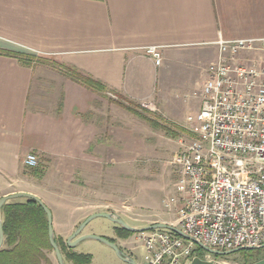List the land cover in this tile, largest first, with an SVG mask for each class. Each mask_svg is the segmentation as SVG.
Masks as SVG:
<instances>
[{
	"label": "crops",
	"instance_id": "crops-1",
	"mask_svg": "<svg viewBox=\"0 0 264 264\" xmlns=\"http://www.w3.org/2000/svg\"><path fill=\"white\" fill-rule=\"evenodd\" d=\"M256 37H264V0H0V49L47 57L105 86L100 92L0 54V198L36 195L51 208L54 239L76 252L81 241L68 243L92 234L87 227L95 218L74 237L89 215L112 213L124 221L107 210L117 189L107 184L110 169L116 172L109 163L123 155V108L101 94L149 104L177 124L165 113L171 88L183 84L170 80L172 65L196 59L199 96L207 66L218 56L217 41ZM148 47L159 49V64ZM27 153L39 158L35 170L22 163ZM174 182L166 184L167 195ZM147 208L159 218L124 222L134 228L169 224L175 212L163 204ZM134 239L132 234L115 244L132 258Z\"/></svg>",
	"mask_w": 264,
	"mask_h": 264
},
{
	"label": "built area",
	"instance_id": "built-area-1",
	"mask_svg": "<svg viewBox=\"0 0 264 264\" xmlns=\"http://www.w3.org/2000/svg\"><path fill=\"white\" fill-rule=\"evenodd\" d=\"M217 44L200 109L187 116L195 135L172 162L174 193L162 200L188 239L168 229L141 232L143 264L213 260L196 254L194 243L215 251L264 245V37ZM146 52L160 63L157 47ZM22 163L36 167L38 158L27 153Z\"/></svg>",
	"mask_w": 264,
	"mask_h": 264
},
{
	"label": "rangeland",
	"instance_id": "rangeland-1",
	"mask_svg": "<svg viewBox=\"0 0 264 264\" xmlns=\"http://www.w3.org/2000/svg\"><path fill=\"white\" fill-rule=\"evenodd\" d=\"M246 56L248 58V55ZM29 61L28 63L34 69H43L48 73L65 74L67 72L54 60L41 55L35 54ZM169 77L172 82H183L181 85L173 86L171 95L165 100L166 116L177 119V124L165 119L158 109L150 107L149 104H140L132 101L133 104L129 105L127 100L118 96L101 94L108 103L121 104L123 108V121L120 129L123 155L121 159L117 158L116 162L111 160L109 163L110 166L116 167V172L114 169H110L111 171L107 175V184L114 185L116 183L117 189L115 197L113 192L108 197L107 210H116L129 225H141L145 223L144 219L157 220L159 218L147 207L152 209L161 208V201L165 195L167 196V192H164L165 187L167 188L166 184L169 180L172 183L175 181V166L172 162L179 158L183 144L188 143L195 135L193 131L195 125L187 121V116L193 115L198 111L199 100H201L200 94L198 96L200 88L198 83L200 80L198 62L194 57L186 60H177L172 65ZM161 104L164 103L162 102ZM129 108L138 112V115ZM130 128L133 132L130 131ZM130 149L133 151L131 155L129 153ZM23 199L16 198L15 200ZM132 217L136 218V220ZM176 218L177 216L174 212V214H171V222L169 224L175 225ZM114 226L118 225L104 217H96L89 223L87 230H90L92 234L104 236L114 243H118L120 239H125L133 234V237H135L133 246H136V248L130 254L137 264H142L145 260L146 251L140 238V232L134 235V233L129 231V235L121 237L117 235L116 227L114 228ZM194 244L196 254L198 252L201 257L204 258L209 255L212 258L225 260L231 264H250L252 260L264 257V246L215 254L201 248L197 243ZM4 246L3 243L2 247ZM6 247H8L7 244ZM119 247L126 249L123 246ZM75 250L76 253L90 255L88 264H129L119 259L110 246L96 239L81 241ZM43 251L50 259L51 264H58L53 250L47 248ZM125 251L128 252L127 249ZM63 258L66 264H76L66 259L64 254ZM41 264L46 263L42 261Z\"/></svg>",
	"mask_w": 264,
	"mask_h": 264
},
{
	"label": "trees",
	"instance_id": "trees-1",
	"mask_svg": "<svg viewBox=\"0 0 264 264\" xmlns=\"http://www.w3.org/2000/svg\"><path fill=\"white\" fill-rule=\"evenodd\" d=\"M0 54L15 56L21 61H29L34 56L26 53L6 51L0 49ZM67 72L65 73L74 81L98 91H104L105 86L83 74L74 67L61 65ZM127 100L128 104H133ZM130 109V108H129ZM138 115V112L130 109ZM34 170L37 168L33 167ZM2 228L4 234V247L0 248V264H51L50 259L44 253V249H52L48 239V222L43 208L32 199L9 200L3 204L1 209ZM117 235L124 237L130 232L121 227H116ZM65 258L76 264H88L90 262L89 254L76 253L71 251L63 240L55 239ZM6 244L8 247H6Z\"/></svg>",
	"mask_w": 264,
	"mask_h": 264
},
{
	"label": "water",
	"instance_id": "water-1",
	"mask_svg": "<svg viewBox=\"0 0 264 264\" xmlns=\"http://www.w3.org/2000/svg\"><path fill=\"white\" fill-rule=\"evenodd\" d=\"M15 198H27V199H32L35 200L36 202H38V204L43 208V210L46 213L47 216V222H48V239H49V243L52 246V249L54 251L56 260L58 262V264H66L65 260L63 258V255L60 251V248L58 247L55 239H54V235H53V230H52V214L50 209L42 202V200L40 198H38L36 195L31 194V193H27V192H14L8 195H4L0 198V248L2 247L3 241H4V234H3V228H2V219H1V209L4 203H6L7 201L11 200V199H15ZM96 217H104L109 219L110 221L116 223L119 227L124 228L127 231L133 232V233H138V232H144V231H148L151 229H168L173 231L174 233L182 236L183 238L188 239V236L186 234H184V232H182V230H180L177 227H174L170 224H164V223H156V224H152L150 226H146L143 228H134L129 226L126 222H124L120 217L116 216L115 214L112 213H106V212H99V213H94L89 215L87 218H85V220L79 224V226L77 227L76 231L74 232V237L76 235H78L81 230L83 229V227L88 224L92 219L96 218ZM85 239H96L99 240L101 242H104L105 244H107L108 246H110L116 253V255L118 256V258H120L121 260L128 262L129 264H136L135 261L130 258L129 256H127L126 254H124L120 248L112 241H110L108 238L101 236V235H96V234H83L80 236H77L73 241L69 242V246H74L77 242H80L82 240ZM201 248H204L212 253L215 254H223V253H230L239 249H250L247 247H243V248H238V249H234V250H230L227 252H219V251H215V250H211L206 248L205 246H203L200 243H197ZM264 246V245H263ZM184 264H220L219 262H212V261H207V260H203L199 257H194L191 260H186L184 262ZM250 264H264V257L260 258L258 260H255L254 262L250 263Z\"/></svg>",
	"mask_w": 264,
	"mask_h": 264
},
{
	"label": "flooded vegetation",
	"instance_id": "flooded-vegetation-1",
	"mask_svg": "<svg viewBox=\"0 0 264 264\" xmlns=\"http://www.w3.org/2000/svg\"><path fill=\"white\" fill-rule=\"evenodd\" d=\"M212 262H219L220 264H231L230 262H227L225 260H220V259L218 260L217 258H213Z\"/></svg>",
	"mask_w": 264,
	"mask_h": 264
}]
</instances>
